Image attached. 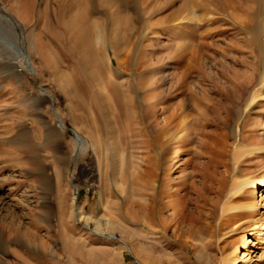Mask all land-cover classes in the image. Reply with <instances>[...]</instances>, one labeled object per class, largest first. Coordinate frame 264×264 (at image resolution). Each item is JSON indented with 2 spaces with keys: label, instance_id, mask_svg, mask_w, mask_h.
<instances>
[{
  "label": "rangeland",
  "instance_id": "374dc122",
  "mask_svg": "<svg viewBox=\"0 0 264 264\" xmlns=\"http://www.w3.org/2000/svg\"><path fill=\"white\" fill-rule=\"evenodd\" d=\"M0 11V264H264L263 1Z\"/></svg>",
  "mask_w": 264,
  "mask_h": 264
},
{
  "label": "bare ground",
  "instance_id": "6f19581e",
  "mask_svg": "<svg viewBox=\"0 0 264 264\" xmlns=\"http://www.w3.org/2000/svg\"><path fill=\"white\" fill-rule=\"evenodd\" d=\"M261 1H263L264 2V0H261ZM258 2H260V1H258ZM257 2V3H258ZM262 8V7H261ZM0 16L2 17V19H4L5 18V15L0 11ZM7 16V15H6ZM9 22H11V18L9 19V21H8V23ZM7 23V22H6ZM12 23V22H11ZM10 23V25L11 26H14V25H12ZM70 28L71 27H69L68 26V24H66L65 26H64V31H67L69 34L70 33H72V31L70 30ZM86 31V30H85ZM88 31V30H87ZM88 33H89V31H88ZM100 33V32H99ZM98 34V33H97ZM84 35H86V37H88V35L87 34H85L84 33ZM99 36V35H98ZM259 36V37H258ZM91 37V36H90ZM101 38V37H100ZM256 38H260V39H256ZM255 39H256V41H259V44H260V40H261V37H260V35L258 34L257 35V37H256ZM85 41V40H84ZM88 41H90V40H88ZM99 41V40H98ZM91 42V41H90ZM88 45V44H87ZM28 63V62H27ZM128 75V74H127ZM133 78V77H132ZM130 80H131V78H130ZM133 80V79H132ZM129 83V82H128ZM114 91H116V89H114ZM256 93V92H255ZM256 96V95H255ZM254 96V97H255ZM136 98V97H135ZM253 100H254V98H253ZM152 139V138H151ZM160 138H157L156 136L155 137H153V139H152V141L150 142V145H155L156 147H157V144H160ZM78 142H79V140H78ZM166 143V142H165ZM164 146V145H163ZM158 152V151H157ZM156 155H158L157 153H156ZM161 156V155H160ZM151 176V175H150ZM244 188V185L241 183V184H238V186L236 187V190H235V192L234 193H236V192H238V191H240V190H242ZM235 189V188H234ZM178 192L177 191H173L172 193H171V195L170 196H172V197H174L176 194H177ZM233 192H232V194H234ZM106 210H109V207H104ZM237 208V209H236ZM240 210H242V209H239L238 207H235V209H226L225 208V210L223 211V213H231L232 212V214H233V217H240V214L242 213ZM108 212V211H107ZM175 212V211H174ZM229 215V214H228ZM225 217H227L226 215H225ZM230 217V216H229ZM46 220V219H45ZM44 219H43V221H45ZM47 221V220H46ZM110 221V220H109ZM12 226L14 225V224H11ZM10 226V225H9ZM16 227V226H15ZM39 229V228H38ZM38 239H40L38 236H37V234H33V235H31V238L28 240V241H24V246H25V248L27 249V252L31 255V256H33V255H35V256H37L39 259H44V257H41L40 255H45V253H46V251H48L47 249H48V247H43L42 249L40 248V249H37V248H34V246H33V244H35V242L38 240ZM5 241V240H4ZM1 242H3V241H0V248H2V246H4L3 244H1ZM23 242V241H22ZM248 243H249V240H248ZM247 243V244H248ZM4 244H6V241H5V243ZM41 244V243H40ZM22 248V247H21ZM39 250H42L41 252L39 251ZM44 252V253H43ZM44 263V262H43ZM44 264H46V263H44Z\"/></svg>",
  "mask_w": 264,
  "mask_h": 264
}]
</instances>
